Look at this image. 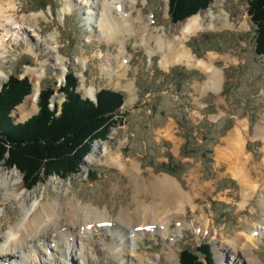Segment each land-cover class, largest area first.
I'll use <instances>...</instances> for the list:
<instances>
[{"label":"rangeland","instance_id":"rangeland-1","mask_svg":"<svg viewBox=\"0 0 264 264\" xmlns=\"http://www.w3.org/2000/svg\"><path fill=\"white\" fill-rule=\"evenodd\" d=\"M220 1L213 0L207 9L197 13L201 14L204 24L213 23L214 26L200 29L186 40L187 47L198 58L212 62L218 73L222 72L221 89L215 92L207 71L184 63L163 66L160 54L150 55L141 36H134L145 26L137 16L140 9L143 10V19L150 24L147 27L149 32L163 27L171 35L181 34L183 23L194 15L174 22L169 0H138L129 20L131 28L117 45L122 44L124 52L119 49L111 65L108 64V54L115 46L101 40L96 32L97 17L91 16L96 14L93 0H15L16 5L23 8L19 15H38L39 23L35 28H43L44 32L38 41L34 28H31L27 35L7 46L11 49L13 61L8 64L0 89L13 74L29 76L33 87L41 75L40 91L50 84L59 88L65 84L66 75L73 72L78 80L77 91L83 98H96L101 89H112L124 94V103L117 115V123L104 139L94 142L93 147L99 143L93 156L95 159L85 166V157L82 170L77 174L68 178L44 177L28 190L22 173L16 167L8 168L0 160V176L17 169L20 182L18 199L3 202L0 194L3 231L10 223L21 219L24 206L20 198L36 195L35 189L43 192L42 202L58 199L61 204H66L77 198L82 205H93L97 213L107 210L110 215L109 219L100 221L101 226H94L92 222L86 225L90 239L94 241L91 246L95 261L91 264H121L107 251L113 234L106 230L115 227L118 213L135 209L136 197L142 196L150 174L170 176L179 182L180 188L191 194L192 200L197 197L200 201L201 198L200 206L207 210L208 219L214 220L213 225L219 233L224 229L231 236L240 224L239 220L246 218L252 208L255 211L253 218L261 217L258 197L244 211H238V179L229 168V160L220 157V149H227L225 138L239 127L240 121L247 122V152L254 155L257 163H264L263 140L253 137L257 124L264 125V56L258 55L255 49L256 26L249 14L250 0ZM222 11L230 14L235 22L233 27H223L218 19L211 21L208 16L209 12L217 14ZM90 18L93 23L89 22ZM51 34H55L50 40L53 52L43 41ZM149 41L158 48L154 38L150 37ZM56 53L64 64L60 65L55 59ZM64 100L65 95L59 90L52 98L59 106ZM38 102L39 98L37 108L28 118L38 113ZM15 109L12 112L15 122L28 119H23ZM169 163L172 172L168 170ZM134 166L138 168L136 175H133L134 170L131 172ZM92 171L96 172L95 176L90 175ZM5 181L2 180L4 184ZM143 200L148 205L154 203V199L147 200V197ZM194 204L197 208L198 203ZM184 212L188 220H182L184 225H180L177 237L172 233L163 236L161 231L147 230L142 225L133 226L121 234L126 239L134 237L133 241L126 240L133 254L156 255L172 244L179 261L182 250L189 248L200 252L204 264H209L203 254L204 244L210 243L212 264H217L216 249L220 243L222 245L220 241L225 240L219 235L214 239L211 231L202 233L190 224L196 214L189 202L181 207V213ZM179 222L172 220V231L177 229ZM62 245L65 248L66 242ZM78 248L79 245L75 244L74 252ZM113 249L121 253L117 246ZM230 251L229 257L232 256ZM256 252L264 264V239ZM37 264H44L43 259L37 257Z\"/></svg>","mask_w":264,"mask_h":264},{"label":"bare ground","instance_id":"bare-ground-1","mask_svg":"<svg viewBox=\"0 0 264 264\" xmlns=\"http://www.w3.org/2000/svg\"><path fill=\"white\" fill-rule=\"evenodd\" d=\"M93 3L96 14L91 16L96 15L97 17L94 27H96L98 36L101 40H106L113 43L112 46H115L108 54V64L111 65L119 49L123 51L124 46L120 44L118 47L117 45L122 42L119 40L131 28V21L129 20L137 8L138 0H93ZM218 4L220 5V3ZM21 7L16 5L15 0H0V82L4 80V73L9 67L8 64L13 61L11 58L12 53H10L11 49L7 46L22 35H27L31 28H34L35 38L38 41L41 40L40 37L44 32L43 28L40 30L35 28L36 24L39 23V16H20L19 13L23 10ZM137 16L143 20L145 26L134 36H141L140 38L150 55L160 54L163 66L170 63H184L207 71L212 79L214 91H220L222 72L218 73L217 68L211 65L212 62L198 58L186 44V40L190 35L195 34L200 29L213 27V23L209 26L204 24L201 14H196L183 23L180 28L181 34L171 35L168 32L166 33L163 27L149 32L150 28L147 27L150 24L146 19H143L142 9L139 10ZM208 16L211 21L218 19L223 27H233L235 25L227 11L217 14L209 12ZM89 22L93 23V19L90 18ZM148 34L155 39L158 48L152 46ZM54 37L55 34H51L43 40L50 52H53L52 41L50 40ZM41 45L44 44L41 42ZM55 59L60 61V65L64 64L58 53L55 54ZM233 61H235V58H233ZM40 76L38 75L33 91L17 106L18 111L15 109L16 112H19L18 114L21 113L23 119L32 115L35 108H37L40 94ZM247 128V122L240 121L239 127L232 130L225 138L227 149H220V157L229 160V168L238 179V211H244L247 208L246 206L255 197H258L261 211L260 218H253L252 214H255V211L252 208L246 218L239 220L240 224L231 236H228L224 229L219 233L216 226L213 225L214 220L208 219L207 210L200 206L203 201L201 198L200 201L197 197L192 200L191 194L186 192L183 187L180 188L178 186L179 182L170 176L150 174L142 196L136 197L135 209L118 213L115 227L106 230L107 232L111 231L113 234L107 251L116 256L121 264H180L177 251L172 248V244L165 246L163 252L156 255L147 254L146 257L145 253L142 252L133 254L126 240L133 241L134 237L128 236V239H126L121 233L126 232L133 226L142 225L147 230L161 231L163 236L172 233V236L177 237L180 225H184L182 220H188L185 212L181 213V207L185 206V202H189L196 214L190 224L202 233L207 234L211 231V233H214V239L215 236L219 235L225 240V242L220 241L222 245L220 243L219 248L216 249L217 264H263L256 251L259 250L260 243L264 239V163H257L254 155L247 152L245 142ZM253 137L262 139L264 143V125L257 124ZM98 147L99 143H95L93 150L84 160L85 166H89L92 163L91 160L95 159L93 156L96 155ZM133 170L134 174H132L136 175L137 166H134L131 172ZM1 178L6 180L5 184L0 180L2 201L18 199L20 188L18 170L11 169L8 173H2ZM35 190L36 195L28 194L20 198V203L24 206L21 219L10 223L4 231L1 226L3 219L0 216V264H37V257L42 258L44 264H52L53 261V264H91L92 261H95L94 249L91 246L94 241L90 239L86 225L92 222L94 226H101V220L110 218L109 212L105 210L97 213L93 205L88 203L82 205L77 198L71 199L66 204H61L58 199H48L42 202L43 192ZM146 197L147 200L154 199V203L148 205L143 200ZM194 203H198L197 208ZM174 219L180 222L177 229L172 231V220ZM118 227L120 232L117 230ZM64 235H68L67 238ZM62 242H66L65 248ZM75 244H78L79 248L74 252ZM120 244L122 245L121 248L119 247ZM114 246H117L121 253H116L113 249ZM229 251L231 257L228 255ZM76 254H78L77 258L75 257ZM146 259L147 261H145Z\"/></svg>","mask_w":264,"mask_h":264},{"label":"trees","instance_id":"trees-1","mask_svg":"<svg viewBox=\"0 0 264 264\" xmlns=\"http://www.w3.org/2000/svg\"><path fill=\"white\" fill-rule=\"evenodd\" d=\"M212 1L169 0L171 19L183 21L207 9ZM249 14L256 26V52L264 56V0H250ZM77 86V77L70 72L65 84L59 88L55 84L44 87L39 94L38 113L24 122H15L12 112L32 92L29 76L10 75L0 89V160L8 168L16 167L22 173L28 190L44 177L68 178L80 172L94 142L104 139L117 123V115L124 103L122 92L101 89L94 101L83 98ZM58 90L65 95L61 106L52 101ZM168 170L174 171L171 163ZM90 175L95 176L96 172L92 171ZM204 245L203 254L211 264V244ZM200 257L199 251L185 248L180 261L181 264H204Z\"/></svg>","mask_w":264,"mask_h":264},{"label":"water","instance_id":"water-1","mask_svg":"<svg viewBox=\"0 0 264 264\" xmlns=\"http://www.w3.org/2000/svg\"><path fill=\"white\" fill-rule=\"evenodd\" d=\"M27 96H28V95H27ZM27 96H26V97H27ZM90 99H92V100H96L97 98H93V97H91Z\"/></svg>","mask_w":264,"mask_h":264}]
</instances>
